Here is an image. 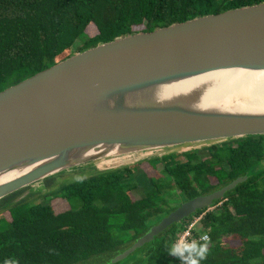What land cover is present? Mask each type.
Masks as SVG:
<instances>
[{"label": "water", "instance_id": "water-1", "mask_svg": "<svg viewBox=\"0 0 264 264\" xmlns=\"http://www.w3.org/2000/svg\"><path fill=\"white\" fill-rule=\"evenodd\" d=\"M247 74H264V3L117 38L8 88L0 93V201L63 174L110 171L99 165L124 158L264 136V84L244 86ZM249 177L184 203L113 262Z\"/></svg>", "mask_w": 264, "mask_h": 264}, {"label": "trees", "instance_id": "trees-1", "mask_svg": "<svg viewBox=\"0 0 264 264\" xmlns=\"http://www.w3.org/2000/svg\"><path fill=\"white\" fill-rule=\"evenodd\" d=\"M262 3L0 0V93L117 38ZM248 174L199 225L196 235L211 239L200 264H264V136L94 172L69 185L54 177L44 182L42 199L33 192L17 202L29 188L14 193L0 201V264H180L169 250L182 225L113 261L169 213L168 199L209 195Z\"/></svg>", "mask_w": 264, "mask_h": 264}, {"label": "rangeland", "instance_id": "rangeland-1", "mask_svg": "<svg viewBox=\"0 0 264 264\" xmlns=\"http://www.w3.org/2000/svg\"><path fill=\"white\" fill-rule=\"evenodd\" d=\"M202 147V146H201ZM186 149V148H185ZM207 150V148H204L202 147L201 149H199L198 151H202V152H205ZM187 150H184V149H178L176 150L175 152L178 153L177 155L179 156H182ZM149 157H152V154H146V155H138L136 157H129V158H124V159H120V160H117V161H113V162H110V163H105V164H102V165H99L100 169L102 171H105V170H113V169H118V168H121V167H125V166H134L135 164H139L141 162H144V161H147V159ZM94 172H96V170H94L93 168L92 169H88V170H85V173L84 174H77L79 172H72V173H67V178L65 179H61L62 176H56L55 178H58L59 181L62 182V184H71L73 182H77V181H80L81 179L87 177V176H90L92 174H94ZM61 188V187H60ZM40 191L42 192H45V187L44 185H39V186H36L35 190H33L32 188H29V190L27 191L28 193H37L38 195L35 196L33 198V200L37 199V198H41L42 199V195H40ZM26 192V193H27ZM176 193V190H172L169 192V194L167 195V197H170V198H173L174 194ZM179 192L177 191V194ZM138 197H140L141 195L137 194ZM134 198H137L136 195H133ZM221 205V204H220ZM193 220L189 221L187 224L189 225Z\"/></svg>", "mask_w": 264, "mask_h": 264}, {"label": "clouds", "instance_id": "clouds-1", "mask_svg": "<svg viewBox=\"0 0 264 264\" xmlns=\"http://www.w3.org/2000/svg\"><path fill=\"white\" fill-rule=\"evenodd\" d=\"M202 241H207V235L201 236ZM208 254V245L201 244L195 240L186 242L178 240L169 250V255H172L181 261V264H200L206 259Z\"/></svg>", "mask_w": 264, "mask_h": 264}, {"label": "built area", "instance_id": "built-area-1", "mask_svg": "<svg viewBox=\"0 0 264 264\" xmlns=\"http://www.w3.org/2000/svg\"><path fill=\"white\" fill-rule=\"evenodd\" d=\"M221 205H222V204H221ZM221 205L219 204V206H221ZM216 208H217V207L213 206V207H211V208H208V209L206 210V212L202 213L201 215H199V216H193V217L190 219V221H191V220H193V221H192L189 225H187V226H186V229H185L184 231H182V232L178 235V237L176 238L175 243H176L178 240H181V239L185 240L186 242H188V241H192V240H195V241H197L198 243H203V244H204V243H206V244L210 243L211 239H210V236H209L208 234H203V235H207L208 240H207V241H202V240H201V236H203V235H201V236H197V235H196V231H197L199 225L201 224V222H202L204 216H205L207 213L214 211ZM178 261H179V263L181 264V261H180L179 259H178Z\"/></svg>", "mask_w": 264, "mask_h": 264}, {"label": "flooded vegetation", "instance_id": "flooded-vegetation-1", "mask_svg": "<svg viewBox=\"0 0 264 264\" xmlns=\"http://www.w3.org/2000/svg\"><path fill=\"white\" fill-rule=\"evenodd\" d=\"M179 192V191H178ZM177 197L179 198L180 197V192L178 193V195H177ZM177 198V199H178ZM168 201H169V206H167V208L168 207H171V208H169V213H167L164 217H162L161 219H159L158 221H157V223L156 224H154V225H152L151 227H150V229L152 228V227H154V226H156V225H158V224H160V222L164 219V218H166L167 216H169L171 213H173V212H175L179 207H181L184 203H186V202H188V201H190V200H188V201H182V199L181 198H179V200L178 201H174L173 199H168ZM216 203V202H215ZM193 216H191L190 218H188V219H185L182 223H180V224H176V225H182V227L184 228V227H186L188 224V222L190 221V219L192 218ZM174 226V225H173ZM173 226H171L170 228H172ZM169 228V229H170ZM149 229V230H150ZM168 229V230H169ZM168 230H166V232L168 231ZM165 232V233H166ZM165 233H163V234H165ZM162 234V235H163ZM161 236V235H160ZM159 236V237H160ZM143 237V236H142ZM158 238V237H157ZM155 241V240H154ZM153 241V242H154ZM175 241H176V239H175ZM137 242V241H136ZM135 242V243H136ZM134 243V244H135ZM151 244V243H150ZM174 244H175V242H174Z\"/></svg>", "mask_w": 264, "mask_h": 264}, {"label": "bare ground", "instance_id": "bare-ground-1", "mask_svg": "<svg viewBox=\"0 0 264 264\" xmlns=\"http://www.w3.org/2000/svg\"><path fill=\"white\" fill-rule=\"evenodd\" d=\"M251 82H260V83L264 84V74H251V75L247 74L243 78V81H242L244 86H245L244 83H251Z\"/></svg>", "mask_w": 264, "mask_h": 264}]
</instances>
